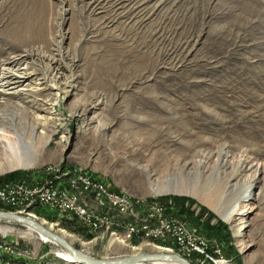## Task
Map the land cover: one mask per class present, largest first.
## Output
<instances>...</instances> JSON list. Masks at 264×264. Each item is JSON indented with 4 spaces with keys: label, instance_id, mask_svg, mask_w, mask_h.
Masks as SVG:
<instances>
[{
    "label": "rangeland",
    "instance_id": "374dc122",
    "mask_svg": "<svg viewBox=\"0 0 264 264\" xmlns=\"http://www.w3.org/2000/svg\"><path fill=\"white\" fill-rule=\"evenodd\" d=\"M33 1L50 9L48 36L55 44L47 53L60 57L59 43L75 57L64 59L69 66L61 76L53 72L60 82L71 77L66 94L42 83L35 69L46 60L21 59L27 45L7 42L8 27ZM7 67L27 77L5 93L0 86V106L8 100L19 107L4 110L13 126L35 124L31 152L38 162L1 172L0 182L49 178L55 173L46 170H58L74 203L142 234L110 246L111 230L123 236L131 230H85L27 200L8 198L20 204L8 205L0 197V205L66 231L91 257L165 248L190 264H264V0H0V72ZM241 156L252 166L240 164ZM13 171L18 176L6 180ZM87 173L126 192L152 216L103 194L100 184L84 190ZM165 176L171 192L154 194L150 182L165 190ZM233 208L228 222L223 214ZM0 225L9 239L0 240V249L14 246L25 225L4 219ZM178 225L195 238L183 244L160 234ZM19 242L41 256L0 252L1 264H66L51 256L52 240Z\"/></svg>",
    "mask_w": 264,
    "mask_h": 264
},
{
    "label": "bare ground",
    "instance_id": "6f19581e",
    "mask_svg": "<svg viewBox=\"0 0 264 264\" xmlns=\"http://www.w3.org/2000/svg\"><path fill=\"white\" fill-rule=\"evenodd\" d=\"M49 11H50V9L48 10V7L44 4V2L42 3V2H34L33 1L30 5L25 6L24 9H22L21 12L19 13V17H18L19 20L17 21V23L10 25L8 27L7 37L11 41H9L7 39V42L9 44H13L14 46H19L18 44L27 45L26 51L24 50L25 52L20 54V56H18L21 59L22 58L24 59L26 57H34L35 56L38 60H46L47 63L45 64L43 69L42 68H36L35 69L36 72H38V73L40 72V74L42 75V77L40 78L43 81L42 83H45L46 85H48V87L55 86V88L60 89L63 92V94H66L69 92V89L67 88V86H73V82H72L71 77H65V78H63L65 81L60 82V80H59L60 77L57 79L56 75H53V72L56 71V74L59 73V76H61L62 72L60 71V69L69 66L68 62L64 61V59L69 57V60L71 61V60H75V57H73L69 53L65 54L59 48V43H57L56 45H57V50H58V53L60 54V57H56V54L53 52L48 54L47 51L45 50V48H47V46L50 45L51 42L55 44V39H53L50 42V38L48 36V34L50 33L49 32L50 28H49V25L46 21V18H47V14L49 13ZM150 33H151V31H150ZM10 36H11V38H10ZM37 40H39V41L40 40H48V43H46L45 46H42V47H40L39 45H38V47H36V46H34V44H30V43H34ZM1 52H2V49H1ZM3 52H6V51L3 50ZM18 57H16L15 59H11V57H7V58H5V62H8L11 60L10 62L15 61V63H16L17 62L16 59ZM26 77H27L26 73L24 71L20 70V68H17L15 71H13L11 67L4 68L3 71L0 72V82H1L0 86L2 88L1 89L2 92H4V93L7 92L5 90L9 87L17 88L19 85L23 84V82L26 80ZM45 88L46 87L39 88L36 91H42ZM13 93L18 94L19 92H13ZM9 109L19 110V107L16 106V104H14V103L10 104V101H8V100L3 102L0 106V149H1L0 154L5 159V164L0 165V173L6 171L8 169L14 168V167H30V166L35 165L38 162V157L32 156V152H31V150L34 147V144L36 143L35 137H34V131H33L35 128V124L32 126V129H27L26 127L20 128L21 125L13 126V124L11 122H9V120L6 118L5 112H4V110L7 111ZM21 115H23V114H21ZM36 123H38V122H36ZM19 124H21V123H19ZM105 126L106 125H102L100 123L99 128L102 129ZM52 131H53L52 128H49V129H46V131H44L42 133L52 132ZM50 136H51V134L46 136L47 137L46 141L49 140ZM242 156H244V155H242ZM242 156L238 159V162H240V164H242L243 166H247V167L252 166L250 163H248V161H246L247 158H242ZM0 159H2L1 156H0ZM81 173H84V172H81ZM83 177H84V175H83ZM59 182L61 185V175L59 177ZM82 184H83L84 190L89 189L88 182L87 183L82 182ZM93 186H94V184L92 185V187ZM61 187H62V185H61ZM149 187H150V190L154 194L166 193V189L164 190L159 185L158 181H151ZM65 192H66V194L71 195V193L68 190H65ZM168 192H171V190L168 189L167 193ZM97 195H98V198L101 200V197H99L101 194L98 193ZM107 196H114V195L107 194ZM8 198L11 199V198H16V197L1 198L2 201L4 202V204L20 205L19 203L10 202V199H8ZM132 199L133 198H131V205H132ZM18 200H25V199H18ZM27 202H29V204L31 203L28 200L26 201V203ZM73 202H74V197H73ZM100 203L103 204L102 200L100 201ZM125 204H129V203H125ZM77 205L79 207H81L83 211L93 214V210L91 211L85 203L79 201V204H77ZM34 206H36V205H34ZM134 209H136V208H134ZM144 209H145V207H144ZM234 210H235V208L231 209L226 214H223V217L226 221H228V222L232 221L233 212L236 211V210L235 211ZM140 213H142V212H140ZM143 213H148V212H143ZM152 214H153V212L151 213V216H152ZM55 217H62V216H55ZM70 223H72V222H70ZM22 225H26V227L28 226L30 231H34V230L37 231L36 229H34L32 226H30L28 224H22ZM122 226H123V223H122ZM111 227L112 226H105L106 233L108 231H110ZM95 228H99L103 231V227H95ZM115 228H118V227H115ZM86 229H90V228H86ZM122 230H124V229H122ZM4 232H6V231L4 230ZM181 232H182V229H181ZM38 233L40 234L39 236L37 235L38 239L42 238V239H45L49 242H51V240H52L53 243H57L52 238H50V237H48V236H46L40 232H38ZM106 233L102 232L101 235L104 237L106 235ZM120 233H118V231L116 229L110 231V239H111L110 246H114V245H117V246L120 245L121 246L120 242H125L127 240V237H130L134 232L133 231L129 232L127 234L128 236L127 235L123 236ZM140 234H142V233H139V235H137V237H139ZM62 235L67 236L70 240L73 239V238H71L72 236H70L68 233H66V231L62 232ZM161 235L163 236V235H171V234L170 233H162ZM171 236H173V235H171ZM188 239L189 238H187L186 240H188ZM0 240H3V239H0ZM4 240H9V239H4ZM185 243H186V241H185ZM185 243H183V244H185ZM83 244L87 246V243H83ZM13 247L14 246L10 245V246H6L4 248L7 249V248H13ZM162 249H165V248H162ZM62 250H64L63 252H67V254H69V255H66V257H65V255L64 256H58L59 258H63L64 261L67 260L64 263H66V264H82V263L77 262L76 259L73 258V255L69 251H67L65 248H63ZM165 250H167V249H165ZM115 252H119V251L117 250ZM3 254L16 255V254H24V253H14V254L3 253ZM26 255H28V254H26ZM39 256H41V255H39ZM42 256H44V255H42ZM51 256H56V255H51ZM147 262H153L151 264H181L180 262L169 261V260H167V261L152 260V261H146V262L138 261L135 263L144 264ZM222 263H225V261H222Z\"/></svg>",
    "mask_w": 264,
    "mask_h": 264
},
{
    "label": "built area",
    "instance_id": "2783aa9c",
    "mask_svg": "<svg viewBox=\"0 0 264 264\" xmlns=\"http://www.w3.org/2000/svg\"><path fill=\"white\" fill-rule=\"evenodd\" d=\"M80 172H85L79 169ZM46 173L52 174L53 176L49 178L41 179H16L0 182V197H16L17 199H25L30 201L33 205H43L46 206L49 210L55 213L54 216H62L68 222L73 224H82L86 228H95V227H105L112 226L122 229H130L136 235H139L140 232L132 229L129 226H122V222H116L113 219L97 218L92 213H87L82 210L76 203L73 202V196L67 195L64 188L61 187L59 182V172L58 170H46ZM74 173V174H79ZM87 181L90 186L93 184H100V187L103 188V194H112L118 197L123 203L131 204L132 196L127 195L126 192L122 190H115L110 187L109 183L105 182L103 179L87 173ZM134 208L138 209L139 212H148L150 215L153 210H145L144 206L132 205ZM26 227V225H25ZM170 233L173 236L179 238L181 243H185L188 237L186 233L181 232L180 226H173L171 228H163L160 230V234ZM0 239H7L4 236L5 232L0 231ZM3 236V237H2ZM30 238H37V234L34 231H30L27 227L24 228L23 232L19 233L14 241V248L0 249L2 253H24L29 256H38V253L32 247H28L20 244L19 240L25 241ZM41 245L45 243H50L49 241L38 239ZM53 244V243H52ZM63 247L59 244H53L51 249V254L56 256L69 255L67 252H63ZM84 254L88 255L84 250L79 249ZM89 256V255H88ZM91 257V256H90ZM107 257V256H103ZM109 257V256H108ZM146 262V261H144ZM1 264V263H0ZM138 264V263H133Z\"/></svg>",
    "mask_w": 264,
    "mask_h": 264
},
{
    "label": "water",
    "instance_id": "95a60500",
    "mask_svg": "<svg viewBox=\"0 0 264 264\" xmlns=\"http://www.w3.org/2000/svg\"><path fill=\"white\" fill-rule=\"evenodd\" d=\"M165 182L164 188L167 193V176L163 178ZM0 219L13 220L21 224H28L36 229L38 232L52 238L59 245L69 251L73 258L77 262L82 264H133L138 261H152V260H164V261H177L181 264H190V261L180 255L177 252L167 251L165 249H151V250H139L131 252L122 256H110V257H90L83 252H81L77 247H75L66 236L61 233L51 229L43 222L37 220L36 218L30 217L25 214L17 213L10 209L0 208Z\"/></svg>",
    "mask_w": 264,
    "mask_h": 264
},
{
    "label": "trees",
    "instance_id": "16d2710c",
    "mask_svg": "<svg viewBox=\"0 0 264 264\" xmlns=\"http://www.w3.org/2000/svg\"><path fill=\"white\" fill-rule=\"evenodd\" d=\"M18 172L16 171H13V172H9V174L5 177L7 178L6 180L8 179H12V178H16L18 176L17 174ZM1 208H4V209H13L11 207H8V206H4V205H0ZM14 210V209H13Z\"/></svg>",
    "mask_w": 264,
    "mask_h": 264
}]
</instances>
